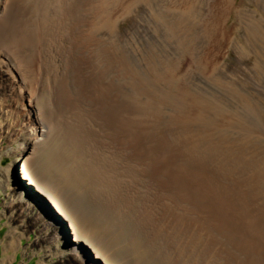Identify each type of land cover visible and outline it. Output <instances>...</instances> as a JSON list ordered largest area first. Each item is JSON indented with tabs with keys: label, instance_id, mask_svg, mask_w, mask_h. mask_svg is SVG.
I'll list each match as a JSON object with an SVG mask.
<instances>
[{
	"label": "rangeland",
	"instance_id": "rangeland-1",
	"mask_svg": "<svg viewBox=\"0 0 264 264\" xmlns=\"http://www.w3.org/2000/svg\"><path fill=\"white\" fill-rule=\"evenodd\" d=\"M88 1L82 29L28 4L2 26L43 72L31 105L0 62V264H264V0H98L95 31Z\"/></svg>",
	"mask_w": 264,
	"mask_h": 264
},
{
	"label": "bare ground",
	"instance_id": "bare-ground-1",
	"mask_svg": "<svg viewBox=\"0 0 264 264\" xmlns=\"http://www.w3.org/2000/svg\"><path fill=\"white\" fill-rule=\"evenodd\" d=\"M33 2H30V0H0V38H3V40H9L10 39V36H8L9 34H5V31H3V28L2 26L6 25V24H9V25H13L14 22H15V16L13 15V12L14 10H16L17 8L16 7H20L21 5L22 6H28L30 7L31 10L35 9L36 13L37 12H41L43 9L44 12L47 11V10H51L52 13H54L55 15H58L60 17V20H59V23L58 25H60L63 21H66V20H72L74 22H76V25L78 28H83L85 27V8H86V4L85 2H87L88 0H72V2H70V0H32ZM93 1V2H92ZM89 0L87 3V9H89L91 11V13L93 14V18L91 20V24L93 25L94 24V28L92 30H96V27H99L98 26V23L100 21V18L98 17V15L101 13V10L103 9V6L101 4H99L98 0ZM212 1V0H211ZM92 2V3H90ZM216 2V0H215ZM229 2V1H228ZM31 3H34L33 5H31ZM99 4V5H98ZM191 5V4H190ZM191 8V7H190ZM213 8V6L211 7ZM23 9V8H22ZM25 9V8H24ZM193 9V8H192ZM123 10V9H122ZM129 10V9H128ZM200 10V9H199ZM34 11V10H33ZM105 11V10H104ZM125 11V10H124ZM103 12V10H102ZM200 11H196L195 9L192 10L191 14L193 13H196V16L199 17L201 16L202 14L199 13ZM20 13V12H19ZM34 13V12H33ZM90 13V14H91ZM167 13L168 15L167 16H171V15H175L173 16V20H175L173 22V24L176 26L177 25V28H179L180 24L183 22L181 20V18L178 17L177 14H180L181 13L184 15V16H187V19L191 18L189 17L188 18V14L187 12L185 11H179L177 9V7H173L172 9H165L164 10V14ZM216 13V12H215ZM17 14V13H16ZM91 14V15H92ZM164 14H163V17H164ZM24 15V14H23ZM159 15V14H158ZM216 15V14H215ZM38 16V15H36ZM54 16V15H53ZM196 16L191 19H195ZM58 17V18H59ZM177 17V18H176ZM186 18V17H185ZM208 19V18H207ZM159 19H157L158 21ZM168 20V19H167ZM27 21V20H26ZM25 21V22H26ZM54 21L57 23L58 21L56 19H54ZM169 21V20H168ZM190 21V20H189ZM45 22V21H44ZM186 22V21H185ZM256 22V23H255ZM253 22L254 23V31L253 33L256 34L257 36V39L259 40V43L261 44L260 47L262 46L263 47V50H264V21L263 19H258L257 21ZM35 23V22H34ZM54 23V24H56ZM87 23V21H86ZM114 23V22H113ZM192 23V22H190ZM66 24V23H65ZM171 23H169V28H172V25ZM188 24V23H187ZM204 24V23H203ZM211 24V23H210ZM208 24V25H210ZM16 25V24H15ZM35 25V24H34ZM90 25V24H89ZM202 25V24H201ZM69 26V25H68ZM188 26V25H187ZM190 26V25H189ZM7 27V26H5ZM10 27V26H9ZM40 27V26H39ZM44 27V26H43ZM49 27V26H48ZM174 27V26H173ZM68 28V27H67ZM249 28V27H248ZM34 29V28H33ZM53 29V28H52ZM66 29V28H64ZM185 29V28H184ZM19 31V30H18ZM23 30L20 29V32L22 33ZM34 31V30H33ZM41 31V30H40ZM87 31V30H86ZM93 31V32H94ZM24 32V31H23ZM45 32V31H44ZM58 32V31H57ZM92 32V33H93ZM201 32V31H200ZM35 33V32H34ZM47 33V32H46ZM54 33V32H53ZM85 33V32H84ZM84 33H81L80 36L78 37L80 40L83 38L82 36H84ZM111 33V32H110ZM178 33V32H177ZM19 34V33H18ZM39 34V33H38ZM45 34V33H44ZM11 35V34H10ZM13 35V34H12ZM82 35V36H81ZM185 35V34H184ZM210 35V33H209ZM252 35V34H251ZM19 36V35H18ZM21 36V35H20ZM29 36V35H28ZM47 36V35H46ZM86 36V34H85ZM25 37V36H24ZM32 37V36H31ZM42 37V36H41ZM62 37V36H61ZM96 37V36H95ZM18 38V37H17ZM35 38V37H34ZM48 38V37H47ZM33 39V38H32ZM49 39V38H48ZM185 39V38H184ZM19 40V39H18ZM17 40V41H18ZM100 40V39H99ZM98 40V41H99ZM35 41V40H34ZM40 41V40H39ZM9 42V41H8ZM52 42V41H51ZM66 42V41H65ZM11 44L14 43V41L10 42ZM39 43V42H38ZM76 43V42H75ZM84 44V43H83ZM82 45V44H81ZM88 45V44H87ZM2 46V45H1ZM259 46V44H258ZM13 46L11 45V48ZM60 47V46H59ZM80 47V46H79ZM109 47V46H108ZM116 47V46H115ZM209 47V46H208ZM3 48V47H2ZM0 48V62H2L6 68V71L7 73L9 74V78H3V83H4V91H10V93L14 94V95H17V101H21V102H25V101H28L30 99V104L32 105L33 102H35V100L38 102L36 105H40V95L37 97L36 96V92H37V88H36V83L34 82L33 87H30V82L29 81H33L34 79H38V76L39 74H41L43 72V66L41 65V58L40 59H37L36 58V61L34 62V65L35 67H33V63L30 62L29 59H25V57L19 55L17 52L16 53H13L11 54L10 51L9 53L7 51H5L4 49ZM6 49V48H5ZM14 49V48H13ZM19 49V48H18ZM104 49V48H103ZM256 49V48H255ZM4 50V51H2ZM21 50V49H20ZM29 50V49H28ZM89 50V49H88ZM91 50V49H90ZM97 50V49H96ZM196 50V49H195ZM15 51V50H14ZM17 51V50H16ZM49 51V50H48ZM79 51V50H78ZM82 51V50H81ZM112 51V50H111ZM20 52V51H18ZM27 52V51H26ZM58 52V51H57ZM86 52V51H84ZM116 52V50H115ZM95 53V52H94ZM264 53V51L262 52ZM85 54V53H84ZM88 54V53H87ZM111 54V53H110ZM7 55H10L12 58H13V62L15 65H13L12 61H9V62H3V57L4 56H7ZM36 55V54H35ZM42 55V54H40ZM51 52H50V56H51ZM95 55V54H94ZM97 55V54H96ZM194 55V54H193ZM191 55V56H193ZM18 56V58H17ZM47 56V55H46ZM87 56V55H86ZM98 56V55H97ZM96 56V57H97ZM113 56V55H112ZM261 56H264V54H262ZM31 57V56H29ZM95 57V59H96ZM108 57V55H107ZM125 57V56H124ZM204 57V56H203ZM17 58V59H16ZM28 58V57H27ZM113 58V57H112ZM193 58V57H192ZM50 59V58H49ZM100 59V58H99ZM111 59V58H110ZM104 60V59H103ZM202 60V59H201ZM41 61V62H40ZM56 61V60H55ZM111 61V60H110ZM36 63V64H35ZM77 63V62H76ZM195 63V62H194ZM204 64V63H203ZM170 65V64H169ZM213 65V64H212ZM168 66V65H167ZM86 67V66H85ZM114 67V66H113ZM117 68V67H116ZM108 69V68H107ZM106 69V70H107ZM117 70V69H115ZM164 70V69H163ZM90 71V70H89ZM121 71V70H120ZM105 72V71H104ZM108 72V71H107ZM110 72V70H109ZM122 72V71H121ZM125 72V71H124ZM83 73V72H82ZM90 73V72H89ZM112 73V72H111ZM128 73V72H127ZM46 75V74H45ZM44 75V76H45ZM21 77V81H20V78ZM162 76V75H161ZM101 77V76H100ZM107 77V76H106ZM125 77V76H123ZM129 77V76H128ZM160 77V76H159ZM116 78V76H115ZM161 78V77H160ZM2 79V78H1ZM39 80V79H38ZM37 80V81H38ZM45 80V79H44ZM158 80V79H157ZM22 81L26 84L28 83V86H24ZM77 81V80H76ZM159 81H162V80H159ZM43 82V80H42ZM103 82V81H102ZM116 82V81H115ZM119 82V81H118ZM158 82V81H157ZM164 82V81H163ZM106 83V81H105ZM124 83V82H123ZM160 83V82H158ZM22 84V85H20ZM41 84V83H40ZM118 84V83H117ZM128 84V83H127ZM157 84V83H156ZM18 85V87H17ZM104 85V84H103ZM109 85V84H108ZM119 85V84H118ZM125 85V84H124ZM24 86V87H23ZM116 86V85H115ZM161 86V85H160ZM164 86V85H162ZM87 87V86H86ZM159 87V86H158ZM100 88V87H98ZM102 88V87H101ZM127 88V87H126ZM146 88V87H145ZM85 89V88H84ZM94 89V87H93ZM103 89V88H102ZM106 89V88H105ZM166 89V88H165ZM92 90V89H91ZM96 91V90H95ZM35 92V93H34ZM97 92H98V89H97ZM122 92V91H121ZM126 92V91H125ZM124 93V92H123ZM105 94V93H104ZM156 95V94H155ZM153 95V96H155ZM169 94H167L168 96ZM171 97L173 96V94H171ZM169 95V96H170ZM165 95V97H167ZM214 96V95H213ZM19 97V98H18ZM101 97V96H100ZM156 98V97H155ZM132 99V98H131ZM168 99V98H167ZM174 99V98H173ZM200 99V98H199ZM133 100V99H132ZM131 100V101H132ZM127 101V100H126ZM201 102V101H199ZM128 103V102H127ZM180 103V102H179ZM129 104V103H128ZM44 105V104H43ZM122 105V104H121ZM171 105V104H170ZM184 105V104H183ZM37 107V106H36ZM180 107V106H178ZM128 109V108H127ZM211 109V108H210ZM129 110V109H128ZM39 112V111H38ZM43 114V113H42ZM124 118V117H123ZM40 119V118H39ZM127 119V118H125ZM130 119V118H129ZM125 124V123H124ZM126 130V129H125ZM47 130L45 129V127L41 128L40 131H39V135L37 138V142H42L46 137H47ZM29 167H26V168H23V178L26 180V181H30L31 184H33L35 186V188L37 189V191L43 195H46V196H51V201L52 203L54 204V206L57 208V210L61 213V214H64V210H62L61 206L58 204V202L54 199V196L48 192L46 190V187L42 184H40L39 182L36 181L35 177L33 176V174H31L29 172ZM85 241V240H83ZM82 242V241H81ZM78 247L75 248V250H77ZM95 251V250H94ZM96 258H99V259H102L103 261H105V263H107L105 257H103L102 255H100L99 252L96 251Z\"/></svg>",
	"mask_w": 264,
	"mask_h": 264
},
{
	"label": "water",
	"instance_id": "water-1",
	"mask_svg": "<svg viewBox=\"0 0 264 264\" xmlns=\"http://www.w3.org/2000/svg\"><path fill=\"white\" fill-rule=\"evenodd\" d=\"M13 178H14V180H17V181H20L21 183H23V181H22V179H21V177H20V174H19V168L18 167H16L15 169H14V172H13ZM26 183V182H25ZM26 191H27V193H28V195H29V197H31L32 198V200L33 201H35V198H43L42 196H40V194H39V192H37V191H35V189L33 188V186H22ZM27 195V196H28ZM28 197V198H29ZM45 202H46V200H45ZM46 203H48V201L46 202ZM50 204V203H49ZM81 246H83L85 249H87V252L89 253V255L91 256V258H93L94 256H93V252L91 251V249L89 248V247H87L86 245H84V244H82ZM98 262H100L101 264H103L102 263V261H101V259H96Z\"/></svg>",
	"mask_w": 264,
	"mask_h": 264
}]
</instances>
